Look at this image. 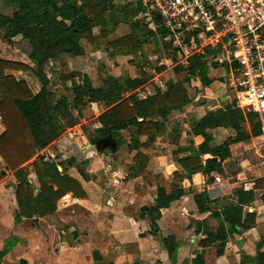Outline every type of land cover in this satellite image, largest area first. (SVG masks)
<instances>
[{
    "label": "trees",
    "instance_id": "16d2710c",
    "mask_svg": "<svg viewBox=\"0 0 264 264\" xmlns=\"http://www.w3.org/2000/svg\"><path fill=\"white\" fill-rule=\"evenodd\" d=\"M1 3L11 7L13 13H0V39L11 44L20 36L28 41L29 58L34 65L0 59V119L5 128L0 135V158L6 169L2 175L10 172L16 179L15 224L58 218L59 203L69 194L74 199L87 200L82 183L68 172V167H75L85 182H91L92 177L82 169L87 162L81 165L74 159L50 162L41 152L79 126L81 113L88 105L101 104L107 108L97 118L99 127L89 139L90 145L97 146L99 141L111 137L119 149L127 142L123 133H128L132 139L127 144L132 152L151 150L172 115L183 112L191 104L192 94L200 93L194 81L204 89L210 87L216 81L210 78L211 71L221 66L210 63L218 50L202 49L199 31L185 39L187 54L176 47L174 35L164 28L158 17L152 18L153 27L143 18L139 19L141 13L148 11V5L142 3L126 7L122 22L130 26L131 32L116 39L111 38L112 28L116 26L115 0H0V6ZM152 38L160 40L161 54L156 55L153 63L145 62L140 66L141 76H109L96 87L89 75L73 72L60 77L65 94L59 95L52 89L46 71L49 62H56L63 56L84 57L89 51L88 45L104 46L116 55L131 56L135 60ZM170 68L183 77L169 80L165 89L152 81L154 75ZM9 72L33 73L42 84V90L34 94L25 80ZM140 90L146 95L139 96ZM218 130L230 134L221 143L215 136ZM263 134L259 115L245 114L237 101L223 104L218 111L208 112L194 123L186 146L174 153L178 167L172 173V184L158 186L154 203L140 208L138 217L133 218L150 225V231L141 237H158L159 220L175 202L186 196V189L192 192L195 175L207 177L208 183L214 182L215 173L224 177L230 175L238 160L232 155V147L250 143ZM143 154L135 157L140 160L138 169H133L135 173H132L136 177L144 172L149 162ZM29 163L35 171L37 185L30 182L24 169ZM193 199L198 213L209 217L197 223L196 228L199 232L203 230L206 239L201 242L203 252L195 253L192 264H227L229 238L256 224V215L245 210L257 200L264 204V178L257 179L250 189H236L231 201L212 199L207 189L194 194ZM210 219L218 222L217 228H211ZM17 243L14 236L6 241L0 252V264H5L6 256ZM160 243L170 259L166 264H175L180 247L177 238L171 235ZM263 246L264 237L258 245L259 250ZM255 262L264 264V253L259 252Z\"/></svg>",
    "mask_w": 264,
    "mask_h": 264
},
{
    "label": "crops",
    "instance_id": "0c3cea01",
    "mask_svg": "<svg viewBox=\"0 0 264 264\" xmlns=\"http://www.w3.org/2000/svg\"><path fill=\"white\" fill-rule=\"evenodd\" d=\"M139 3L145 4L143 1L115 0V13L113 17L115 18L116 26L112 28L113 34L121 27L127 28L126 30L128 31L125 35H120L115 38L114 35H112V39L130 34V26L122 22L124 17L123 13L126 7L131 5L137 7ZM150 13L148 7L147 14L141 13L138 18H143L146 23H150V27H153ZM96 33H99L98 30H96ZM152 46L153 48L150 49ZM90 52V56H92V49ZM106 52H109V55L115 56L116 58L124 59L130 65L135 66V69L137 68V71L140 72L139 68L143 65L141 63L143 59H145V62L153 63L152 57H148V54H151L153 58L161 54V43L158 38H152L149 44L144 48L143 53L135 60H133L131 56L116 55L114 52L108 50H106ZM84 57L87 58V56ZM84 57L77 59L85 60ZM216 57L217 55L210 60L211 64L221 65L219 69L211 71L210 78L216 79V81L213 82L210 87L200 89L201 91L198 95L191 96L192 102L183 112H176L172 115L171 119L166 124L165 131L158 137L155 146L150 151L157 154L162 149H167V147L171 149L176 146L177 149L173 152H177L180 147L186 146L192 125L204 118L208 112L218 111L222 108L223 104L237 101L245 114L249 112L247 109L242 108L244 100L240 98L238 91L233 89L229 84L230 71L228 67L225 64L215 61ZM126 75L128 74L125 73L124 76ZM28 79L29 77L21 80H25L32 89ZM195 86H198V83ZM161 87L165 89L164 86ZM41 90L42 86L40 90L36 92L32 89L34 94H38ZM99 105L101 104L88 105L85 109L89 107L95 108ZM106 110L107 109H105L104 112ZM83 111L81 115H83ZM172 122L174 126L169 127ZM4 132L5 128L2 134ZM79 134L69 133L68 137L64 135L53 142V144L58 145L59 148H65V143L67 142L78 144ZM228 135L230 134L226 133V130H218L215 134L218 143H221L224 137ZM261 137L253 139L250 143L233 146L231 149L232 155L237 156L246 150L245 147L247 145L252 144L254 156L258 164V157L254 150V144ZM175 143L178 144L176 145ZM90 148L95 149L92 145L91 147H87V149ZM87 149L82 150L78 147L76 152L81 153L82 157L85 158L82 161L87 162L89 170H87L86 173L92 177V181L85 182L75 167H68V172L73 178L82 183L88 194V198L87 200H77L73 198L72 194L67 195L65 200H69L71 206L63 207V204L59 203L60 215L58 218L40 219L38 222L23 221L17 224L16 229L13 231L12 227L15 224V214L17 211L15 187L10 186V194L6 188L8 184L7 180L10 176L0 179V227H3L5 232H9V235L0 246V252L3 250L6 241L10 237L14 236L18 239V243L6 256L5 264H166L169 263L170 259L167 252L162 248L160 241L171 235L177 238L180 246L175 264H192L195 253L203 252L201 242L206 239L203 230L199 232L196 228L197 222H203L209 217L208 215L202 216L198 213L197 206L193 199L194 194L201 193L207 189L212 199L222 198L223 200L225 196L229 194L228 186H231L228 181L229 178L215 173L212 176L214 182L208 183L207 177L201 174L195 175L193 177L192 192L186 189V196L180 201L175 202L159 220H165L166 224L160 231L158 237L147 236L143 238L141 234L147 232V222H136L133 219V215L138 214L140 208L143 206L154 203L157 197L158 186L169 187L172 184L173 180L172 178L170 179V177L178 167L176 162L178 158L174 157L172 159L173 162L170 160V168H172V171L165 173L162 170V167H165L162 160L157 163L153 161V156L151 154L147 155L149 158L147 168L150 170L149 172H153L154 177L153 180L152 177H150L151 185H149V188L151 190H144L142 192L134 191L129 172L115 167L120 175L124 176L123 180L116 183L114 181L112 182L110 179L112 177L107 170V166H103L109 182L99 191V189L94 187L96 180L90 168L91 162L96 154H88ZM95 150L97 151V149ZM53 153L51 147H49L43 150L41 155L49 157L54 155ZM98 158L100 162L103 163V154L98 156ZM78 162H80V160H77V163ZM3 165L5 164L3 163ZM24 169L29 176L30 182L37 185V177L32 163L25 165ZM60 171H63V168H60ZM258 171L260 177L245 186L246 189L252 188L257 179L264 178L259 165ZM7 173L9 174L10 172ZM11 174L14 176L13 173ZM160 174L163 175L161 176ZM125 182H128V184L122 186ZM109 183L111 187H109ZM76 205L83 207L82 210L85 211L84 215L89 218L88 225L83 224L81 219L78 218V211L82 210L73 208ZM63 210H65V212L68 210L71 211L69 221L65 219V213H62ZM179 211H181V215L183 216L181 223H178L176 219V214ZM245 211L256 215V224L249 230H240L238 234L229 238L226 248L227 264H258L255 262V259L258 257L259 252L264 253V246L261 247L260 250L258 248L259 243L264 237V204L261 200H257L248 206ZM30 223L33 225H30ZM83 226H87L88 230L85 231ZM211 228H214V226H211ZM134 231L136 232V237L130 234ZM78 233L80 237L76 238Z\"/></svg>",
    "mask_w": 264,
    "mask_h": 264
},
{
    "label": "rangeland",
    "instance_id": "374dc122",
    "mask_svg": "<svg viewBox=\"0 0 264 264\" xmlns=\"http://www.w3.org/2000/svg\"><path fill=\"white\" fill-rule=\"evenodd\" d=\"M135 1L138 2L139 0H135ZM0 13L5 14V15H11L13 13V9L11 7L6 6L4 3H1ZM126 29L123 27L119 28V30L115 34H113L114 38L117 36H120V35H125V33L128 31ZM1 34H2V32L0 30V35ZM87 47H88L89 51L85 55V56H87V58L84 57L85 60L84 59L78 60L77 58H69L67 56H63L62 59L59 60L58 62H55V63L49 62V64L46 66V71H47L49 77L51 78L52 89L54 91H56L57 94L60 95V94L66 93L64 90V85H63L62 81L60 80V77L63 75L73 73V72L89 75L91 77V79L93 80V83L96 87L101 86L103 84L104 79H106L109 76H122V75L124 76V74L127 73L131 77L136 78V77H139L142 75L141 71L138 72L137 68L135 69V66L130 65L124 59L118 58V57L116 58L115 56L109 55L108 54L109 52H106V50L104 49L105 47L100 46L99 47L100 49L98 47H95V46L90 47L89 45ZM151 48H153V46L150 47V49ZM91 49L93 52L92 56H90ZM30 52H31V46H30L29 42L26 40H23L22 37H20V36L15 38L13 43H11V44L4 42L2 39H0V59L9 60V61L24 62L30 66H34L33 63L31 62L30 58H29ZM148 57H150V58L152 57V59H153L152 62H154L156 59V58H153V56L151 54H148ZM142 59H143V57H142ZM141 63L145 64V59H143L141 61ZM183 63H186V59H184ZM9 73L16 75V77L18 79H27L29 77L28 80H29V83H30L34 92L39 91L41 86H42V84L38 81V79L35 77V75L31 72L30 73L9 72ZM154 76L155 77L152 81L153 82L155 81L159 85L164 86V87L169 80L180 79L181 77H183L182 75L175 74V72L173 71V68L167 70L165 73H162L160 75H154ZM194 83H195V85L198 83L197 88L199 90L202 89V86L200 85V83L198 81H194ZM70 85L71 84L68 83V86H70ZM153 88H154V86L152 87V89ZM146 89H148V88H146ZM144 92H145L144 90H140L139 96H141V97L145 96L146 94ZM229 92H230V90H229ZM194 95L196 96V94H192V96H194ZM105 109H107V108L104 105H99L98 107H95V108L89 107L88 109H85L83 111V115L80 119V125L69 130V131H67L64 134L66 137H68L69 133H78V134L80 133L78 135V139H79L78 144L67 142V143H65V148H59L58 145H54L52 143L49 147H51L52 151L54 152L53 153L54 155L49 156V157L53 161H56V162H66V161H70L71 159H74L76 161L80 160V162H78L77 164L81 165L82 163H84L82 160H84L85 158L82 157L81 153L76 152V150L78 147H80V149H82V150H86L88 145H90L89 139L94 136L95 130L99 127V125L97 123V117L102 112H104ZM172 126H174L173 122L169 125V127H172ZM3 131H4V126H3L2 121L0 119V135L2 134ZM123 135L127 139V142L123 143V145L119 149L117 148L115 150L116 152L112 151L110 149L100 150L98 147H95V149L97 148V151H99V152H97L93 148L87 149L88 154H91V153L96 154L95 158L92 160L91 165H90L91 166L90 168L93 171V175L95 176V180H96L94 187L96 189H99V191H101V189H103V186L108 184L109 179L106 176L107 174H105L106 172L103 169V166L108 167L109 164H112L117 169L121 168L123 171L129 172L130 180L132 181L131 184H133L134 191H136V192H142L144 190L149 191V190H151L149 188V185H151L150 177H152V180L154 177L153 172H149L150 170L148 168H146L144 170V172H142L138 177H136V175H133L132 173H135V170H133V169H138V166L140 164V160L135 158L136 155H138V153H141V154L144 153L146 156L151 154L153 156L154 162L158 163V161L160 162L162 160V163L165 166V167H162L163 172L169 173L172 171L171 170L172 168H170V165H171L170 163L173 162L172 159L175 157L174 156L175 152H173V151L176 150L177 147L175 146L171 149H169L167 147V149H162L157 154L154 153L153 151H150V150H144L143 152L142 151L132 152L129 149L128 144H127L128 141L130 143V141L132 139L131 135L128 133H123ZM143 141H145V140H143ZM245 148H246V150H244L242 153L238 154L237 156H234V157L238 158L237 163H236L235 167L232 169V171L230 172L231 174L228 176H225V178H229L228 181L230 182L231 186H228V188H229L228 193L229 194L227 196H225V198L223 197L224 198L223 200L226 199L228 201H231V199L233 198V195H234V191L236 189L241 188V187H245V186L249 185L250 183H252L256 178L260 177V174L258 171L257 160H256V157L254 156V152L252 149V144L247 145ZM172 152H173V155H172ZM101 154H103V163L100 162V160L98 158V156H100ZM167 159H169V160H167ZM170 160H171V162H170ZM77 168H78V166H77ZM82 169H84V171H86V172H87V170H89V168L87 167V164ZM150 169H151V167H150ZM3 172H5V167H4L3 162L0 158V179L7 177V176H10L7 180L8 184L6 185V188L8 189L7 191L10 192V194H11L10 186L15 187L16 179L14 176H12L11 173H9V174L7 173V175L3 176L2 175ZM171 178H172V175H171L170 179ZM127 184H128V182H125V183H123L122 186H126ZM109 187H111L110 183H109ZM65 199L66 198L62 199V201H61L62 203L60 202V204H63L62 205L63 207L64 206L70 207L71 204H69V200H65ZM149 199H151V198H149ZM220 199H222V198H220ZM73 208H75L76 210L77 209L82 210L83 207L76 205ZM62 213L63 214L65 213L64 217L66 220L69 221L71 211L68 210L67 212H65V210H63ZM84 213H85V211H83V210L78 211L77 215H78V218L81 219L83 224L88 225L89 224V218H88V216L86 217L84 215ZM133 217L134 218L138 217V214H134ZM176 219H177L178 223L182 222L183 216L181 215V211H179L176 214ZM209 223L211 226H214V228L218 227V222L214 219H210ZM165 224H166L165 220L159 221L158 226H159L160 231L164 228ZM16 225L17 224L13 225V227H12L13 231L16 229V227H17ZM30 225H33V224L30 223ZM178 226H180V225H178ZM83 229L85 231H87L88 227L83 226ZM146 230L148 232L150 231V225L148 222H147ZM130 234H131V236L136 237L135 231L133 233H130ZM8 235H9V232H5L4 228L0 227V246L3 243L4 239ZM79 237L80 236L78 233V236L76 238H79Z\"/></svg>",
    "mask_w": 264,
    "mask_h": 264
},
{
    "label": "built area",
    "instance_id": "2783aa9c",
    "mask_svg": "<svg viewBox=\"0 0 264 264\" xmlns=\"http://www.w3.org/2000/svg\"><path fill=\"white\" fill-rule=\"evenodd\" d=\"M148 5L189 54L185 39L199 31L201 47L218 50L215 61L230 71V86L244 100L242 108L259 115L264 130V0H139ZM264 175V134L254 144ZM46 160L52 162L50 157ZM112 182L123 175L107 167Z\"/></svg>",
    "mask_w": 264,
    "mask_h": 264
},
{
    "label": "water",
    "instance_id": "95a60500",
    "mask_svg": "<svg viewBox=\"0 0 264 264\" xmlns=\"http://www.w3.org/2000/svg\"><path fill=\"white\" fill-rule=\"evenodd\" d=\"M88 146L91 147V145H88ZM94 147H98L100 150L110 149L112 151H115L117 149V143L115 140L109 137L107 139H103L99 141L98 145Z\"/></svg>",
    "mask_w": 264,
    "mask_h": 264
}]
</instances>
